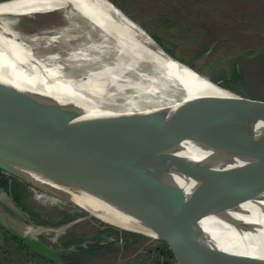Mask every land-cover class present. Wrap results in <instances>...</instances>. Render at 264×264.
I'll list each match as a JSON object with an SVG mask.
<instances>
[{
  "label": "water",
  "instance_id": "obj_1",
  "mask_svg": "<svg viewBox=\"0 0 264 264\" xmlns=\"http://www.w3.org/2000/svg\"><path fill=\"white\" fill-rule=\"evenodd\" d=\"M17 1L22 0L0 4ZM148 36L170 59L216 83ZM4 71L0 67L2 171L83 212L91 214L84 203L89 199L140 221L155 236L107 224L164 241L178 264H258L233 257L229 249L264 239V102L225 87L232 97H201L210 105L244 106L225 107L233 108L231 119L238 120L214 119L220 124L213 128L200 122L190 127L178 119V109L85 117L58 99L17 87L1 76ZM63 117L75 118L66 123ZM181 146L205 155L183 156ZM3 194L7 207L28 220ZM206 217L217 222V237L205 226ZM0 223L33 253L63 263L53 245L10 224L4 215Z\"/></svg>",
  "mask_w": 264,
  "mask_h": 264
},
{
  "label": "bare ground",
  "instance_id": "obj_2",
  "mask_svg": "<svg viewBox=\"0 0 264 264\" xmlns=\"http://www.w3.org/2000/svg\"><path fill=\"white\" fill-rule=\"evenodd\" d=\"M60 10L65 11L67 21L60 34L26 38L10 27L14 16ZM127 16L109 0H22L0 4V67L5 70L1 76L21 89L78 108L86 113L85 117L178 109L175 111L179 113L178 119L192 123L190 127L200 122L202 127L213 128L220 124L213 122L214 119L238 120L237 116L231 119L233 108L244 106L231 102L210 105L201 99L212 95L230 98V91L170 59L147 32ZM73 22L85 27L78 31L89 32L83 34L86 44L65 54L51 51L54 48L50 46L71 38L70 32L75 30L71 26ZM42 42H45L44 49ZM227 106L233 108L224 110ZM74 118L62 119L70 123ZM180 150L186 157L205 155L190 146H181ZM84 203L87 211L106 223L155 236L152 230L130 216L103 208L89 199ZM203 222L217 237V222L211 217ZM28 231L37 234L31 229ZM229 250L235 258L264 263V239Z\"/></svg>",
  "mask_w": 264,
  "mask_h": 264
},
{
  "label": "rangeland",
  "instance_id": "obj_3",
  "mask_svg": "<svg viewBox=\"0 0 264 264\" xmlns=\"http://www.w3.org/2000/svg\"><path fill=\"white\" fill-rule=\"evenodd\" d=\"M117 1L123 5L129 17L145 33L147 32V35L158 37L162 45L172 51L176 58L190 64L197 72L214 82L217 81L219 85H232L238 90L236 93L258 102H264V53H259V51L264 52V0ZM17 10L24 11L18 8ZM10 17L13 16L10 15ZM66 23L65 11L60 10L14 16L10 27L26 38H33L34 35L60 34ZM71 26L75 28L70 32L69 37L71 38L65 39L67 42L63 40L50 46L54 49L49 50H57L65 54L76 46L81 47L86 44L83 34H89V32L83 33L77 30H85L83 24L73 22ZM45 42L41 44L42 49H44ZM252 49L258 52L250 54L249 50ZM240 51H243L242 55L232 56ZM237 67L240 78L237 77L234 81L232 77ZM68 72L73 74V70ZM26 200L29 207L39 209L42 213L56 214L57 209L70 206L58 197L35 187L30 188ZM0 215H4L10 224L19 229H31L37 233L36 237L41 236L53 243L69 232H78L83 237L80 244L86 247L96 242L95 237L101 229L110 226L86 212L76 219L78 222L75 224L58 225L56 223L61 220V217L55 215L47 218L51 221L50 225L32 223L23 220L7 207L3 192H0ZM117 229L143 235L145 238L127 245L128 243L120 236L115 237L103 233L100 243L109 245V251L86 259L87 264L152 263L151 259H146L145 253L164 241L136 231ZM1 236L0 223V244L3 243ZM22 256L24 253H20L11 245L0 248L1 264H19L18 261L23 264H43L42 259L33 257L28 262Z\"/></svg>",
  "mask_w": 264,
  "mask_h": 264
},
{
  "label": "trees",
  "instance_id": "obj_4",
  "mask_svg": "<svg viewBox=\"0 0 264 264\" xmlns=\"http://www.w3.org/2000/svg\"><path fill=\"white\" fill-rule=\"evenodd\" d=\"M111 1L117 7H119L126 15H128L126 10L124 9L123 5L119 1H117V0H111ZM152 37L168 53H170L172 56H174L172 51H170L168 48H166L165 46L162 45V42L158 37H156L154 35H152ZM252 52L254 53V52H258V51L254 50V49L249 50L250 54H253ZM259 53H264V52L259 51ZM242 54H243V51H240V52L234 53L232 56L233 57L234 56H240ZM188 65H190V64H188ZM239 75H240V72H239V68L237 67V69L235 71V75H233L232 79L234 81H236L237 77L240 78ZM220 85H222V84H220ZM222 86L231 90V91H234V92L238 91L232 85L231 86H227V85L225 86V84H224ZM32 187H33L32 185H29V184L25 183L24 181H22L16 177L10 176L0 169V192L7 193L14 200V202L17 204V206L26 215L29 222L36 223L39 225L40 224L50 225L51 221H49L47 218L55 215L57 217H59V216L61 217V220L58 221L56 224L65 225V224H68V223L78 219V217L83 214L82 211L75 209L71 206L64 207L61 209H57L56 214L51 213V212L42 213L41 210H39V209L35 210L34 208L29 207L26 199L29 196L30 188H32ZM1 229H2L1 238H2L3 243L0 244V248H4V247L6 248V246L11 245L14 248H16L17 251H19L20 253H24V256H22V257L25 258L28 262H30L33 259V257L35 256L34 253L31 252L26 247V245H24L17 237H15L12 233H10L2 225H1ZM106 232H108V235H110V236H115V237L120 236L124 241H126L128 243L127 245L132 244L134 242H138V239L142 240L143 238H145L143 235L130 233V232H126V231L123 232L117 228L110 227V226L106 227ZM71 239L72 238H69V240L66 242L63 241L62 245L66 247V246L72 244ZM133 239H136V240H133ZM109 249H110L109 245H96L94 247L93 251L107 252V251H109ZM68 253H70V252H68ZM69 255H72V253H70ZM145 257H146V259H151L152 263H150V264H178L177 259L175 257V254L173 253V251L169 247V245L165 242H163L161 245H158L157 247H155L153 249H150L148 252L145 253ZM18 262H19V264H23V262H21V261H18ZM49 263L50 264H56V263H53L49 260L43 259V264H49ZM82 264H85V263H82Z\"/></svg>",
  "mask_w": 264,
  "mask_h": 264
},
{
  "label": "flooded vegetation",
  "instance_id": "obj_5",
  "mask_svg": "<svg viewBox=\"0 0 264 264\" xmlns=\"http://www.w3.org/2000/svg\"><path fill=\"white\" fill-rule=\"evenodd\" d=\"M103 233H108L106 232V228L105 229H101L100 232L96 235V242L93 244L86 246H82V244H80L83 240V237L80 233L78 232H69L67 233L64 237H61L57 240L56 243L50 242L48 240H46L45 238L39 236L38 238L44 242L47 245H53L54 249L58 252L59 257L63 260L62 264H82V263H86V259L94 257V256H98V255H102L104 252H100V251H93L94 247L96 245H104L102 243H100V238L103 236ZM69 238H72V244L68 245V246H63L62 242H66L69 240ZM74 239V240H73ZM32 252V251H31ZM70 252L72 253V255H69ZM34 258H39V259H46L43 258L37 254L34 253ZM48 260V259H46ZM50 264V263H49Z\"/></svg>",
  "mask_w": 264,
  "mask_h": 264
}]
</instances>
